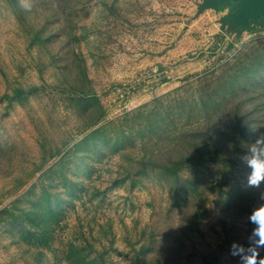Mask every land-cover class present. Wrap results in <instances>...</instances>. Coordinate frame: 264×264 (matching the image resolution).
Masks as SVG:
<instances>
[{
	"label": "rangeland",
	"instance_id": "obj_1",
	"mask_svg": "<svg viewBox=\"0 0 264 264\" xmlns=\"http://www.w3.org/2000/svg\"><path fill=\"white\" fill-rule=\"evenodd\" d=\"M263 7L0 0V264H239Z\"/></svg>",
	"mask_w": 264,
	"mask_h": 264
},
{
	"label": "clouds",
	"instance_id": "obj_2",
	"mask_svg": "<svg viewBox=\"0 0 264 264\" xmlns=\"http://www.w3.org/2000/svg\"><path fill=\"white\" fill-rule=\"evenodd\" d=\"M246 145L240 159L249 169L247 183L259 187L264 183V135ZM248 221L253 227L246 241L233 240L229 251L239 258V264H264V255H261V250H264V204L252 210Z\"/></svg>",
	"mask_w": 264,
	"mask_h": 264
},
{
	"label": "crops",
	"instance_id": "obj_3",
	"mask_svg": "<svg viewBox=\"0 0 264 264\" xmlns=\"http://www.w3.org/2000/svg\"><path fill=\"white\" fill-rule=\"evenodd\" d=\"M262 6V2H260V4L258 5V7ZM263 10L259 11L258 14H264V7L262 8Z\"/></svg>",
	"mask_w": 264,
	"mask_h": 264
},
{
	"label": "trees",
	"instance_id": "obj_4",
	"mask_svg": "<svg viewBox=\"0 0 264 264\" xmlns=\"http://www.w3.org/2000/svg\"><path fill=\"white\" fill-rule=\"evenodd\" d=\"M262 20L264 21V16H261V20L259 19L258 23H262Z\"/></svg>",
	"mask_w": 264,
	"mask_h": 264
}]
</instances>
